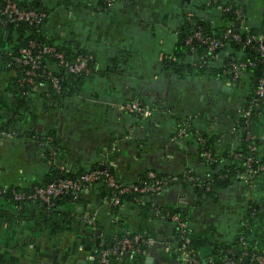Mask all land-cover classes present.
I'll list each match as a JSON object with an SVG mask.
<instances>
[{"label": "crops", "instance_id": "0c3cea01", "mask_svg": "<svg viewBox=\"0 0 264 264\" xmlns=\"http://www.w3.org/2000/svg\"><path fill=\"white\" fill-rule=\"evenodd\" d=\"M18 1L45 8L43 33L55 44L91 52L94 71L75 93L53 104L44 84L21 90L16 73L0 59V123L14 120L19 130L16 135L0 131V188L29 189L42 183L51 164L61 174L104 165L124 183L149 170L163 175L206 174L193 134L172 139L177 117H190L194 128L214 136L219 151L239 142L233 114L249 96V73H242L238 84L234 82L220 70L224 52L215 56L210 71L204 73L177 74L167 65L176 57L186 20L207 17L203 0H118L110 7L102 5V0ZM232 1L243 8L248 25H261L264 0ZM18 35L16 30L1 33L0 50L13 48ZM133 97L152 107L149 117L122 109ZM33 130L52 133L57 139L60 150L52 163L34 139L37 135H29ZM254 132L264 156V104ZM196 188L174 183L147 197L148 208L124 202L112 214L104 182L85 185L78 201L60 205L71 222L69 228L56 232L43 223L38 203L26 201L18 206L0 195V264H98L103 240L143 229L152 243L128 254L124 264H184L174 250L177 233L167 216L171 208L183 211L192 249L208 262L222 244L236 241L250 202L255 204L250 242L264 251V172L251 186L230 181L214 197ZM92 214L94 234L84 220Z\"/></svg>", "mask_w": 264, "mask_h": 264}, {"label": "trees", "instance_id": "16d2710c", "mask_svg": "<svg viewBox=\"0 0 264 264\" xmlns=\"http://www.w3.org/2000/svg\"><path fill=\"white\" fill-rule=\"evenodd\" d=\"M13 1H15L17 5H19L21 8L33 9L38 13L44 14V17L40 24H28L24 22H5L4 24H0V34L12 32L14 30L18 31L19 42L13 48H10L11 50L16 52L18 47L26 45L30 40H34L36 41V43L40 45L54 46L58 52L63 53L64 59L67 62H72L78 55L91 57V59L88 62V67H89L88 74H84V73L73 74L69 72L63 64H59V61L53 56L49 54L43 55L38 71L39 72L42 71L45 74L48 71L46 65L51 63L54 64L55 68L50 71H51V75L56 76L60 80L59 81L60 89L58 91L54 90L51 87L50 82L46 77L43 78L36 77L35 81L31 84H28L26 82H21L20 79L22 77L23 74L22 71L24 67L20 64L17 66H15L14 64L11 65L10 69L12 68L16 71V77H15L16 83H18L21 90L27 91L37 85L46 83L48 85L46 92L48 99H50L53 104L59 103L65 96L75 93L77 91V88L87 78H89L92 75L94 71V60H95L94 56L89 51H85L83 49H77L69 44L68 45L55 44L53 39L46 36V34L43 33L42 31V27L48 17V12L45 8L35 3L26 4L18 0H13ZM116 1L118 0H115V2ZM209 1L210 0H203V3L201 5L202 9L207 11L206 18L200 16L199 17L193 16L191 20L189 19L186 20V23L181 30L180 42L178 44L176 57L174 59L167 61V65L170 66L177 74H180L181 72L184 71L189 73L191 72L204 73L208 70L210 71L211 61L214 60L215 56H217L219 52H224L225 54V59L220 69L221 71H224V69L226 68V63L228 62L229 57L231 55L235 56L236 59L243 58L246 61H254L255 62L254 66L247 67L242 71V73H249L250 84L252 86L250 88L251 90L249 89V96L247 98V101L243 104L242 109H247L248 107H251L250 120L252 124L250 129L252 132H254V125L256 123V120L258 119L259 113L264 104V99L259 101L254 100L255 99L254 88L256 86L257 78L260 76L264 68V64L260 61L261 57L258 51L259 43L257 41H252L251 43L245 45L244 41L246 40L247 36L256 37L260 34L264 35V12H263V20L261 25L250 26L246 22L245 11L238 3L232 0H217L216 2H212V1L209 2ZM2 4H3V0H0V7L2 6ZM102 5L106 6L105 0H102ZM227 6H229L230 9H225V7ZM237 8H241L243 18L245 19L244 21L245 24H242L240 22V19L237 18V15L234 12V10ZM227 27H230L234 32L239 33L240 35L239 41L236 42L230 38H223L224 30ZM197 29L200 30L202 34L205 36L215 37L219 39L223 43V46L217 48L214 52H208L207 47L205 45L199 43L198 41H194L192 44L194 48L193 51H191L189 48L190 46L185 43V39L193 30H197ZM0 56L3 57V59L7 60L8 59L7 51L0 50ZM187 56L189 57V60H185ZM227 75L230 76V78L232 79L231 74H227ZM239 81H240V77L239 79H236V81L234 82L238 84ZM134 98H138L141 102L145 103L139 97H133L132 99ZM233 115H234L233 119H234L235 129H237L240 133L239 142L233 147L224 149L222 151L216 149L214 136L208 135L205 132L200 131L197 128H194V126L189 121L190 122V128L188 130L189 134H193V136L195 137V141L197 142L198 145L201 160L203 161L204 165L207 166L208 169L206 174L203 175L193 173V175L202 178L201 185L196 186L197 187L196 189L198 190V192L206 194L207 196L214 197L216 194L215 192L217 191L218 188L223 187L224 184H227L230 181L239 180L237 178V174L245 170V166L243 164L244 157L249 155L254 157V162L252 163L253 167H256L258 164L264 162V156H262L260 152L261 142L258 136L256 135V138L253 140H246L244 138V132L242 130L246 118L241 114V112H237V111H235ZM188 118H189L188 116L187 117L185 116L183 118L177 117L176 120L182 123L185 120L188 121L189 120ZM0 131L11 132L14 135L19 133V130L15 127L14 120L13 121L8 120L5 123H0ZM32 134L37 135L36 138L34 139H36V141L44 148L45 155L47 156V160H49V162L51 161L50 163H52L54 158L57 157V155L59 154V150H60L59 143L55 138L54 134L48 133L47 135H42V133L38 132L37 130L36 131L33 130L32 132H29L30 136ZM199 136L205 139L204 144L198 141L197 138ZM47 138H49L48 141ZM252 146L256 147L254 151L251 150ZM205 149H210L213 157L212 161H209L207 158L202 156V152ZM51 151L55 153L51 155L50 153ZM231 153L240 154L242 159L232 158ZM51 168L52 169L50 171L49 176L42 183L35 184L29 189L21 188L15 185L9 186L5 189L0 188V195L5 196L10 200L14 201L15 204H17L18 206H22L24 202L29 200L16 201L13 198V192H29V190H31L34 186L45 185L56 178H60L62 176L71 177L77 175L80 172L86 171L83 170L79 172H64L63 174H61L59 172H56L55 169H53V164H51ZM94 168H98V167H94ZM107 169H109L112 172L110 168ZM149 171H153V170H149ZM261 173L257 174L255 178L259 176ZM145 174H143V176H140L136 180H132L130 182L142 184L140 181L145 180ZM158 175H163V174H158ZM117 180L120 181L119 179ZM102 181L105 184L104 180H100L97 182H102ZM207 185L208 188H206ZM84 186H82L81 189H79V191L75 193L68 192L64 195L57 197L54 200V205L49 209L46 208V206L43 203L41 204L36 201V203H38L42 208L43 223L48 225L54 232H56L62 227L69 228L71 217L66 213L62 212L59 209V207L65 201L67 202L78 201L80 198L79 197L80 190H82ZM109 194L110 195L108 201H110L111 198V193ZM147 197L149 196L142 193H126L119 196L120 204L118 205L109 204V208L112 214L117 213L122 203L124 202H129L138 205L141 204L143 205V208H148L149 203L145 201ZM254 211H255V204L250 202L246 217V223L243 225L238 238L233 243L222 244L219 253L214 259V264H222L223 260L225 259L231 260L232 264H260L257 260V257L258 256L264 257V251H262L257 246H254L250 242V238H249L250 235L249 227L252 222V216L254 214ZM174 213L178 214L181 217V219L185 220V222L187 223L185 235L189 237L192 247V233L189 228L188 220L185 214L183 213L182 210L178 208L177 209L171 208L167 210L168 217L169 215ZM91 231H92L91 234L95 233L93 229ZM134 234L145 235V232L144 229L139 232H123L115 238H108L103 240L102 243L98 246V257H97L98 264H100L99 254L102 249L111 247L112 245L116 244L119 240H121L124 236H132ZM241 238L245 240L244 245L241 243ZM127 255L128 254H126L123 257V264ZM191 256L196 260H198L199 264H210L209 261L208 262L202 261L193 251V249L191 252ZM116 263L117 261L115 260L114 256L110 255L108 257V264H116Z\"/></svg>", "mask_w": 264, "mask_h": 264}, {"label": "built area", "instance_id": "2783aa9c", "mask_svg": "<svg viewBox=\"0 0 264 264\" xmlns=\"http://www.w3.org/2000/svg\"><path fill=\"white\" fill-rule=\"evenodd\" d=\"M216 2L217 0H210L209 2ZM106 7H109L114 4L115 0H105ZM225 9H230L229 6L225 7ZM237 18L240 19L242 24H245V19L243 18L241 8H237L234 10ZM44 14L38 13L33 9H25L21 8L17 3L13 0H3V4L0 7V24H4L5 22H24L28 24H40ZM223 38H230L234 41H239L240 35L237 32H234L230 27L225 28ZM198 41L199 43L205 45L207 47L208 52H214L217 48L222 47L223 43L215 38L209 37L202 34L200 30H193L185 39V43L189 45L190 50L193 51V42ZM252 41H257L259 43L258 51L260 54V61L264 64V35L260 34L258 36H247L244 44L247 45ZM8 59H3L4 64L7 68L10 69L11 65L14 64L22 65L23 74L20 79L21 82H26L31 84L35 81L36 77H46L51 87L58 91L60 89L59 86V78L51 75L52 69L55 68L54 64H48L46 67L48 71L44 74V72H39L38 69L40 67L41 59L43 55L49 54L56 58L59 61V64H63L67 70L73 74H88L89 67L88 62L91 57H87L84 55H78L72 62H67L64 59L63 53L58 52L54 46L51 45H40L36 43L34 40H30L26 45L18 47L17 51L14 52L11 49H6ZM3 58L0 56V59ZM254 61H246L242 59H236L235 56H230L228 62L226 63V68L224 69L225 74H231L232 80L236 81L239 79L242 71L247 68L254 66ZM15 73L16 71L11 68ZM43 85V83H42ZM48 87L46 83H44ZM255 101L264 99V68L257 78L256 86L254 88ZM124 111H127L132 114H137L144 118H147L152 113V107L149 104H145L141 102L138 98L131 99L130 101L125 102L122 106ZM251 107L247 109H240L237 112H241V114L246 118L243 125L244 138L246 140H253L256 138V134L251 131ZM188 121H183L180 123L178 121L175 132L172 136V139L180 140L185 139L189 135L190 128V117ZM8 135H11V132H7ZM49 138H47L48 141ZM198 141L202 144L205 143V139L203 137H198ZM43 144V143H41ZM256 147L252 146L251 150H255ZM51 155L55 152H50ZM232 158L234 159H242L240 154L231 153ZM202 156L207 158L209 161L213 160L210 149H205L202 152ZM254 162L253 156H246L243 158V164L245 166V170L237 174V178L247 186H251L255 176L261 172H264V162L258 164L256 167L252 166ZM104 180L106 187L109 189L111 193V198L109 201L110 205H118L120 204L119 196L126 193H142L148 196L154 195L156 193L161 192L167 186L174 183H189L191 185H201L202 178L199 176H195L191 173H184L182 175L177 174H165L158 175L154 171H148L145 174V180L140 181L142 184H137L133 182L124 183L118 181L113 173L107 169H99L93 168L90 170H86L78 173L75 176L71 177H60L56 178L53 181L48 182L45 185L34 186L29 192H13V198L16 201L29 200L32 202L43 203L46 208H50L54 205V200L64 195L68 192H77L81 189L82 186L87 184H93L97 181ZM208 188V185L207 187ZM170 219L175 225L177 229L176 235V245L175 252H177L183 259L184 264H199L198 260L191 256L192 247L189 237L185 235L187 223L185 220L181 219V217L174 213L169 215ZM84 220L90 228H94L95 225V215H87L84 217ZM151 238L147 237L143 234H134L132 236H124L121 240H119L116 244L112 245L109 248H104L100 251V264H108V257L110 255L114 256L117 261L116 264H123V257L129 253H137L140 251L141 246L145 244H151ZM241 243L244 245L245 240L241 238ZM257 260L260 264H264V257L258 256ZM210 264H214V259L209 261ZM222 264H232V261L229 259L223 260Z\"/></svg>", "mask_w": 264, "mask_h": 264}, {"label": "water", "instance_id": "95a60500", "mask_svg": "<svg viewBox=\"0 0 264 264\" xmlns=\"http://www.w3.org/2000/svg\"><path fill=\"white\" fill-rule=\"evenodd\" d=\"M98 168L99 169H104V168H106L104 165H100V166H98Z\"/></svg>", "mask_w": 264, "mask_h": 264}]
</instances>
